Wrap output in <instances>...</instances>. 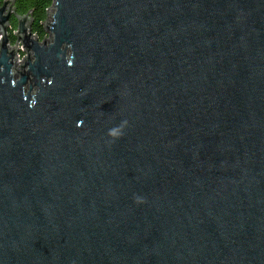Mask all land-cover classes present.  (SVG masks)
<instances>
[{
  "label": "water",
  "instance_id": "obj_1",
  "mask_svg": "<svg viewBox=\"0 0 264 264\" xmlns=\"http://www.w3.org/2000/svg\"><path fill=\"white\" fill-rule=\"evenodd\" d=\"M9 2L0 264H264V0Z\"/></svg>",
  "mask_w": 264,
  "mask_h": 264
},
{
  "label": "trees",
  "instance_id": "obj_2",
  "mask_svg": "<svg viewBox=\"0 0 264 264\" xmlns=\"http://www.w3.org/2000/svg\"><path fill=\"white\" fill-rule=\"evenodd\" d=\"M4 2L6 0H0ZM14 3V10L19 17L29 16L32 21V33L40 42H43L45 23L48 20L49 12L52 9L53 0H11ZM10 26L18 29L16 17L10 20Z\"/></svg>",
  "mask_w": 264,
  "mask_h": 264
},
{
  "label": "rangeland",
  "instance_id": "obj_3",
  "mask_svg": "<svg viewBox=\"0 0 264 264\" xmlns=\"http://www.w3.org/2000/svg\"><path fill=\"white\" fill-rule=\"evenodd\" d=\"M8 0L4 1V2H1L0 1V7H3L4 3L7 2ZM9 5L11 6V0L9 2ZM8 12V11H7ZM51 13H52V10H50L49 12V16H51ZM18 23L20 22L19 19H17ZM49 22H51V19H49L48 17V20ZM25 26L27 27V32L29 34V30H30V25H29V20L27 21V23L25 24ZM19 28V27H18ZM45 30V29H44ZM7 31V35H8V39H9V43H8V47L10 50L14 49L16 46V57H17V60H16V69H19L22 73H23V66L25 65V62H26V59L29 58V53L28 51L24 48V45L22 43V41H20L17 36H18V32H20L19 29H14L10 26L9 24V28L6 30ZM26 34H24L23 36H25ZM5 37V32L3 31V29L0 28V46H1V43H2V40L3 38ZM47 38V43L50 44L52 43V35L51 33L45 31L44 32V39H43V42L41 43H45V40ZM33 39H37L36 36L33 37ZM19 41V42H18ZM18 44V45H17ZM30 56H33V53L30 52ZM15 77L16 79H19L20 78V75L15 72Z\"/></svg>",
  "mask_w": 264,
  "mask_h": 264
},
{
  "label": "bare ground",
  "instance_id": "obj_4",
  "mask_svg": "<svg viewBox=\"0 0 264 264\" xmlns=\"http://www.w3.org/2000/svg\"><path fill=\"white\" fill-rule=\"evenodd\" d=\"M15 67H16V64H15ZM17 68V67H16Z\"/></svg>",
  "mask_w": 264,
  "mask_h": 264
}]
</instances>
